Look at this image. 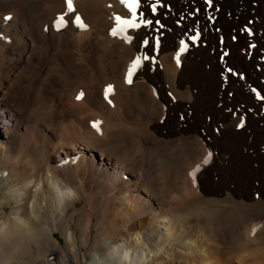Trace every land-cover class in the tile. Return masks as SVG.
Returning <instances> with one entry per match:
<instances>
[{
  "label": "bare ground",
  "instance_id": "1",
  "mask_svg": "<svg viewBox=\"0 0 264 264\" xmlns=\"http://www.w3.org/2000/svg\"><path fill=\"white\" fill-rule=\"evenodd\" d=\"M196 1L141 0L140 27L129 28L115 19H132L120 0H73L72 12L67 0H0V180L16 198L8 218L0 212V245L20 246L15 264L34 260L42 247L67 259L84 246L104 249L105 240L117 264H258L248 254L227 259L225 249L228 233L247 245L264 224L237 231L232 215L227 231L214 216L200 231L195 216L173 217L193 201L257 208L246 212L252 223L264 211V0ZM165 2L176 14L161 8ZM247 13L252 22L234 31ZM179 155L181 191L168 195L179 188L178 179L167 188ZM154 164L164 169V183L154 179L151 189Z\"/></svg>",
  "mask_w": 264,
  "mask_h": 264
},
{
  "label": "rangeland",
  "instance_id": "2",
  "mask_svg": "<svg viewBox=\"0 0 264 264\" xmlns=\"http://www.w3.org/2000/svg\"><path fill=\"white\" fill-rule=\"evenodd\" d=\"M193 1H195L197 3L196 0H193ZM221 1L222 0H218V2H221ZM165 3H166L165 6H164V3H163L162 4L163 6L161 5V8L165 9L166 12H171L172 15H174L175 12H174V10H172L173 9V4L171 2H165ZM251 3L255 7L258 5L257 1H251ZM170 5L172 6V8L168 9ZM217 5H219V7H221L220 4H217ZM196 6H198V5L196 4ZM165 7H167V8H165ZM198 7L200 9V6H198ZM188 8L189 7H185V9L189 10ZM196 11L197 10H195V12ZM219 11H220V8L217 11L218 15H219ZM162 13H163V14H161L162 17L165 18L166 16H165V13L163 12V10H162ZM230 13L231 12L227 11V12H224V15L227 18H229V17L232 16ZM263 13H264V10L262 11V15H263ZM185 14L187 15L186 12H185ZM249 15H252V13H249V14L247 13L245 15V17L239 23V27L238 28L234 27L235 28L234 31L235 30L236 31L237 30L240 31L241 27H242L243 30H245L243 25H249L252 22V19H254V17H255V16L249 17ZM179 16H180V14L177 13V18L175 20V23L177 21H182L181 19H179ZM204 16L207 17L205 12H204ZM213 16H214L213 14L210 15V17H213ZM246 17H249L251 20H249V18L247 19ZM216 18H217V16L215 17V20H216ZM193 20L195 21L197 19L194 18ZM198 20L201 21V18H198ZM153 23L154 22H152L151 25ZM197 24H195V26H197V27L199 26V28H200V23L198 25ZM176 25H177V23H176ZM177 26H180V25H177ZM218 27H221V26L218 25ZM190 28H192V29L189 32H192L193 27H190ZM259 33H261L260 30H259ZM181 35H183V32L181 33ZM181 35H179V37ZM223 36H225V35H223ZM242 48L243 47L240 48V52H241ZM244 51L245 52L242 53L243 55H245L247 53L246 47H244ZM262 57L264 59V55H261V56L258 57V61L261 62V63H264V60L262 59ZM227 66L228 67L230 66L233 69L232 65L227 64L226 67ZM258 66L261 67L262 64H260V65L258 64ZM258 66H256V67H258ZM226 67H225V69H226ZM225 72H228V71L225 70ZM263 79H264V77H263ZM263 81L260 79L261 83H263ZM252 86L259 88L258 85H256L255 82L252 83ZM247 88H249L248 85H247ZM258 96H264L263 92L260 93V95H258ZM263 110H264V107L262 109V113L264 114ZM236 129L240 130L237 127H236ZM95 153H96L97 158H99L98 152L96 151ZM182 158H183V156L179 155V157L174 162L171 163V169L167 173V176H169L167 188L168 187L170 188V187L173 186V183H172L173 179L174 180H176V179L179 180V184H178L179 188L174 190L172 193H169L168 195H172L174 192L178 193V192L181 191V186H180L181 178H180L179 166H180V164L182 162ZM138 167L139 166H137L135 169H137ZM162 170H163V173H164V169L161 168L160 166H158V164H154L153 167L151 168V175H152L151 180L153 182V187H152V184H151V187H152L151 189L155 188L154 179L159 185H163L164 181H163V176H162V174H163ZM4 182H5V179L0 180V212L4 214L5 218H8V216H9L8 214L10 212L11 206L15 204V202H16L15 199L16 198H14L15 195L13 194L11 188L4 186ZM256 187H258V185H256ZM168 190L169 189H167L166 192L164 190V192L167 193ZM257 194H259L258 191L255 192L256 196H258ZM237 200L242 201L243 199H241L240 197L239 198L237 197ZM84 202H85L84 199L77 200L76 208H80L84 204ZM29 203L31 204V202H29ZM193 203H194V201L189 203L187 206L186 205H182V206H179L178 208H176L175 209L176 213L173 214V217L180 218V219L182 218V221L183 220L186 221L187 219L193 218L195 216V219L198 220L197 222H199V224H197L198 225L197 228L200 231H206L207 230V228H206L207 225L206 224L210 223L211 219L212 218L214 219V216L216 217V219H220V220H222V221L227 223V225H228L227 231L229 230V217L232 216V215H238V219H237L238 229H237V227L235 228V229H237V231L238 230L245 231V230H247V226L250 225V227H251L255 223H258L257 225H260V227L263 226V224H264V211L260 214L261 215V217H260L261 219L258 218L259 220L254 222V223L251 222V221H253V218L252 219H250V217L247 218L246 212H248L249 210H251L250 212H254V210L257 209V208L253 209V208L249 207L248 205L245 206L244 208L243 207L242 208L241 207L237 208V207H234V205H232V203H229V201H225V202H222V203L208 202V204L206 203L207 206H208L207 207V206H205L206 204H204V202L196 201L194 204ZM196 206H197V208H196ZM203 206L205 208V212H204ZM195 208L197 209L196 212L194 210ZM201 208L203 210H201ZM198 209H199V211H198ZM212 210H215V211H212ZM71 211H74V208L71 207V208L68 209V213H70ZM198 213H201V214H198ZM40 215L41 214H39V216ZM79 216H80V213L79 214L77 212L74 213L75 221L79 218ZM94 221H95V219H94ZM259 222H261V223H259ZM187 223H186L187 225H192L191 221H189ZM27 224H28V221L25 222L26 226H27ZM71 224L74 225V222H71ZM3 228H5V227H3ZM1 230H2V228L0 227V232H1ZM4 230H6V229H4ZM55 236L56 237L58 236L57 238L61 241V243H63V244L65 243V239H64V237L62 236V234H61V232L59 230H55ZM231 236H233V238H234L235 237L234 233ZM230 237H229V233H228V242L231 243V246L226 248L228 250L225 249V257L226 258L228 257L227 259L233 257V255L234 256L237 255L238 253L239 254H246V255L248 254L247 258H252V260H251L252 262L254 261V262H257L258 264H264V233H263V235L259 236V238L257 240L253 239V240H251L252 242L248 240V242H247L248 246L246 244H243V245L242 244L241 245L238 244V245H236V242L234 240H233L234 241L233 242L232 241L233 238L230 239ZM92 238H94V235H93ZM251 238L252 237H249V239H251ZM51 242H52V245H57V243L55 244L54 240H52ZM108 243H109L108 240H105L104 249L95 247V249L91 250L90 252L84 246V247H82L81 250L77 251L78 253H69V256H67V259L66 258L63 259L62 258L63 255H59L57 253H54L52 250H50L51 248L47 249L45 247L44 248L42 247L41 252H39L37 258H35L33 260V259H28L27 256H26L25 260H23V263L25 262V264H54V263L55 264H117V258H116L117 257V253L113 250V248L110 249V247H108ZM6 244L7 243H5L4 245L3 244L0 245V264H15L16 262H19V260H20L19 259L20 258V251H19L20 250V246L15 244V243H10L11 245H9V244L6 245ZM31 252H33V251H31ZM83 255H85V259L82 260L81 257H83ZM48 259H50L49 262H48ZM65 259H66V261H65ZM51 260H53L54 263Z\"/></svg>",
  "mask_w": 264,
  "mask_h": 264
},
{
  "label": "snow or ice",
  "instance_id": "3",
  "mask_svg": "<svg viewBox=\"0 0 264 264\" xmlns=\"http://www.w3.org/2000/svg\"><path fill=\"white\" fill-rule=\"evenodd\" d=\"M120 2L122 4H125L126 7L128 8V10L131 12L132 14V19L131 20H122L121 17L117 16L115 19L118 23V25H126L127 27L129 28H139L140 27V24L136 23V12H137V9L140 7V0H120ZM67 8H68V12H72L74 11L73 9V0H67ZM152 12H155L156 11V7L153 6L152 7ZM12 19L11 16H6L5 17V20L6 21H10ZM63 22H64V17L61 16L57 22H56V27L57 29L59 30V28L61 26H63ZM141 22L144 23V24H151L152 21L150 20H143V18L141 17ZM76 23L79 27L81 28H86L87 26L81 21V18L79 15L76 16ZM159 23V22H157ZM120 31H123V28H120L119 29ZM113 36H116L118 34L117 32V29H113L112 30V33H111ZM199 38V33H197L196 36H193L191 37L190 39H192L193 41L197 40ZM127 39H131V37H127ZM145 44H147L148 42L145 41L144 42ZM159 43V41H157V44ZM180 53H183L184 51L187 50V47L188 45L183 41L181 40L180 42ZM145 59H147V57H145ZM177 63H179V54L177 55ZM140 67V58H137L133 64L131 65L129 71H128V75H127V82L128 83H131L132 82V75L135 73V71ZM229 71H231V69H229ZM113 91V87L111 85H109L105 91V98L107 99V96L109 93H111ZM83 96V93H81L80 95L77 96V99H81ZM109 103H111V101L109 100ZM101 122L100 121H96L94 124H93V127H95L97 129V131H100V128H99V124ZM242 126V125H241ZM193 176V180L195 181V173H192L191 174Z\"/></svg>",
  "mask_w": 264,
  "mask_h": 264
}]
</instances>
